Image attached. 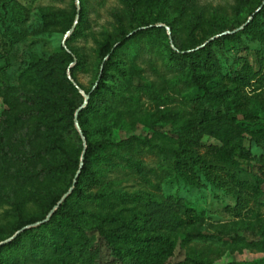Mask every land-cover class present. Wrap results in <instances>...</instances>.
<instances>
[{"label":"trees","instance_id":"trees-1","mask_svg":"<svg viewBox=\"0 0 264 264\" xmlns=\"http://www.w3.org/2000/svg\"><path fill=\"white\" fill-rule=\"evenodd\" d=\"M123 1L124 8L113 11L118 25L96 39L95 81L86 90L87 105L78 113L83 132L75 122L76 112L85 101L78 88L84 87L76 74L81 61L70 67L73 57L67 49L61 48L47 58L31 62V73L21 75L19 85L0 86L6 106L0 119V178L13 179L43 211L41 218L24 220L11 235L26 224L43 220L72 186L79 171L73 191L48 221L24 229L0 245V264H28L29 260L44 258L46 254L51 256V264H170L169 233L191 224L193 209L180 198L162 200L139 191H122L116 188L120 181L111 178L115 172L128 170L145 179L143 158L155 148L163 155L161 168L193 185L199 183L200 176L219 184L214 172L224 170L233 183L237 215L251 199L264 196V162L251 164L253 157L244 146L245 132L260 144L264 128L248 129L249 122L257 118V110L247 106L246 96L240 92L253 79H264V65L254 71L246 57H238L241 68L229 65L225 72L213 49V45L226 44L240 52L248 48V41H264V3L259 4L261 9L242 30L211 42L195 41L194 26H190L193 45L186 51L178 43L177 17L167 21L171 36L164 26L148 23L138 24L139 29L131 33L125 22L137 19V9L145 0ZM88 21L85 0H80L79 9L73 0V11L64 15L61 23L66 31L75 25L67 45L87 35ZM49 22L56 24L54 19L44 24ZM6 34L9 40L6 44L24 37L22 31L9 25ZM140 49L160 52L169 69L180 72L179 77H189L195 113L182 120L173 131L174 136H169L174 147L152 143L147 133H123L146 123L141 98L151 89L144 84L140 69L134 64L136 51ZM7 66L8 63L2 70ZM216 77L235 83L236 91L231 93L226 85L213 89L211 82ZM237 114L246 121H237ZM206 134L221 143L207 146L209 157L200 154ZM240 158L251 167L246 179L237 173L244 162ZM2 183L0 202L10 201L16 217L22 218L23 195ZM87 203L95 205L97 211L85 209ZM129 205L138 210L135 215H127ZM3 240L1 237L0 242ZM238 240L246 246L260 244L242 237ZM103 246L110 254L107 261L102 259ZM197 264L209 263L199 260Z\"/></svg>","mask_w":264,"mask_h":264},{"label":"rangeland","instance_id":"rangeland-1","mask_svg":"<svg viewBox=\"0 0 264 264\" xmlns=\"http://www.w3.org/2000/svg\"><path fill=\"white\" fill-rule=\"evenodd\" d=\"M85 2L89 17L87 35L76 38L67 45V39L72 36V31H66L61 23L64 15L73 11V0H0V86L19 85L21 75L31 73L29 68L31 62L39 58H47L61 48H65L72 52L73 61L70 67L81 61L77 66L76 74L84 89L78 88L84 96L87 95L86 90L90 89L95 81L96 39H101L105 31H112L114 25H118L113 11L123 9L125 3L123 0H85ZM75 3L79 9L80 0H75ZM261 3H264V0H192L189 4L184 3L183 0H145L137 9V19L125 24L131 33L139 29L138 24L163 25L168 35L169 33L171 35L167 21L177 17L178 43L186 51H190L193 45L190 26H194L195 41L211 42L217 37L242 30L261 9L259 6ZM48 14L49 16H46ZM52 19L56 24L51 22L44 24L45 21ZM6 25L22 31L24 37L14 40V44H6V41L9 42ZM233 26L239 27L233 31L228 30ZM223 29L225 30L221 32ZM15 38L16 36L13 37ZM213 49L220 58L225 72L229 65L233 69L241 68L242 61L238 60V57H246L254 71H258L264 65V41H248V48L240 52L226 44L213 45ZM7 63L8 66L2 70ZM134 64L140 69L139 74L144 84L150 87L151 92L143 93L141 98L146 117L145 125H136L131 131L123 133H147L152 143L174 147L175 144L169 136H174L173 131L178 129L182 120L195 113L191 100L193 89L187 82L189 77L185 75L179 77L180 72L169 69L160 52L156 50H137ZM68 75L71 77L70 71ZM211 84L213 89L226 85L231 89V93L236 91L235 83L221 77H216ZM240 92L245 94L247 106L257 110V118L249 122L248 129L255 131L260 127L264 128V79L260 81L253 79L250 85L240 88ZM5 107L0 96V119ZM80 108L77 112L82 109ZM236 119L240 122L246 121L241 114H237ZM78 123L79 131L83 132L79 119ZM244 135L246 137L244 146L250 150L253 157L250 160L251 164L264 162V139L260 144H256L249 132H245ZM83 141L86 144L84 138ZM202 143L204 147L200 149V154L206 157L210 155L207 152L208 145L221 144L217 138L207 134L204 135ZM143 160L146 165V178L141 179L136 173L128 170L118 171L111 175V178L120 181L116 188L127 192L139 191L162 200L180 198L186 206L193 209L192 223L169 233L172 242V253L168 258L170 264L180 262L197 264L199 260L209 264H264V196L260 195L256 200L251 199L249 205L237 215L236 197L232 192L233 183L224 170L214 172L220 180L219 184L215 185L200 176L199 183L193 185L174 172L160 167V163L164 160L158 149L150 150ZM239 160L244 161L242 158ZM250 169L247 161H244L241 170L239 169L237 173L242 179H246L249 177ZM78 174L79 171L72 186L58 204L73 191L71 189H74ZM0 183L7 189L14 187L23 195L25 201L22 206V218L16 217L10 201L0 202V238H4L0 243L3 244L13 239L11 233L15 228L20 227L24 220L41 218L43 211L29 200L26 191H21L13 179L8 181L2 177ZM83 207L90 211L98 209L90 203ZM128 207L127 215H135L138 212L132 208V205ZM46 217L26 224L20 230L34 227L35 223H42ZM238 237H242L247 242L254 241L260 244L246 246L238 240ZM102 259L104 261L110 259L109 251L104 246ZM51 260V256L46 254L44 258L29 260L28 264H51Z\"/></svg>","mask_w":264,"mask_h":264},{"label":"water","instance_id":"water-1","mask_svg":"<svg viewBox=\"0 0 264 264\" xmlns=\"http://www.w3.org/2000/svg\"><path fill=\"white\" fill-rule=\"evenodd\" d=\"M78 17H79V14L77 15V20H76V22H75V25H76V23L78 22ZM75 25L73 26V28H72V30L71 31H73L74 30V28H75ZM161 26H163V25H161ZM169 35H170V33H169ZM171 36V35H170ZM88 100H89V95L87 94V95H85V101H84V103H83V105H82V107L81 108H83V107H85L86 105H87V103H88ZM80 108V109H81ZM78 113L79 112H77L76 113V118H75V122H76V125L79 127V123H78ZM86 145V144H85ZM84 154H85V150H84V153H83V157H82V161H81V166L83 165V160H84ZM73 190V188L71 189V191ZM70 191V192H71ZM67 196V195H66ZM66 196L64 197V199L66 198ZM61 202L62 201H60L59 202V204L51 211V213L46 217V219L44 220V221H42V222H45V221H48L49 219H50V217H51V215L55 212V210L59 207V205L61 204ZM41 222H37V223H35L34 224V226H37V225H39ZM26 228V227H25ZM25 228H23L22 230H24ZM22 230H20V231H18L12 238H14L18 233H20ZM2 243H0V245H1Z\"/></svg>","mask_w":264,"mask_h":264}]
</instances>
